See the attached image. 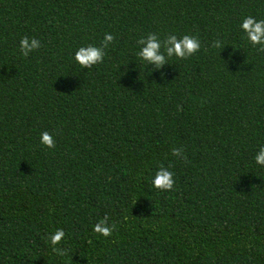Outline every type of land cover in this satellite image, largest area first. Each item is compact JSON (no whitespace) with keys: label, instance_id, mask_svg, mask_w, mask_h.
I'll return each instance as SVG.
<instances>
[{"label":"trees","instance_id":"trees-1","mask_svg":"<svg viewBox=\"0 0 264 264\" xmlns=\"http://www.w3.org/2000/svg\"><path fill=\"white\" fill-rule=\"evenodd\" d=\"M244 16L264 0H0V264H264V48ZM149 32L201 48L161 79L135 57ZM105 33L103 62L75 63ZM24 36L41 44L27 57Z\"/></svg>","mask_w":264,"mask_h":264},{"label":"clouds","instance_id":"clouds-1","mask_svg":"<svg viewBox=\"0 0 264 264\" xmlns=\"http://www.w3.org/2000/svg\"><path fill=\"white\" fill-rule=\"evenodd\" d=\"M239 29L247 43L264 48V19L244 16L239 23ZM113 40L114 37L111 33H105L99 46L84 44L77 47L73 53V60L82 68H91L98 65L103 62L105 50ZM136 44V59L145 66V70H148L149 66H151L156 71H161L165 65H171L169 61L172 58L177 60L185 59L196 54L201 48V42L196 36L189 34L177 35L176 33H168L161 38L157 33L149 32L139 37ZM40 46V41L36 38L24 36L19 40V52L24 57H27ZM225 46L219 40L213 42V47L215 48L224 49ZM161 79H165L162 71ZM39 139L40 143L48 148H52L54 145V139L47 131L41 132ZM172 155L179 156L181 151L173 148ZM253 161L255 165L264 168V144L259 145L253 156ZM151 184L155 189L170 191L174 187V174L168 168L160 167L155 172ZM114 227L115 225L110 224L105 216L92 225V231L107 237L112 233ZM64 235V231L59 228L49 234L48 243L53 252L63 254L62 250L57 246L61 244Z\"/></svg>","mask_w":264,"mask_h":264}]
</instances>
